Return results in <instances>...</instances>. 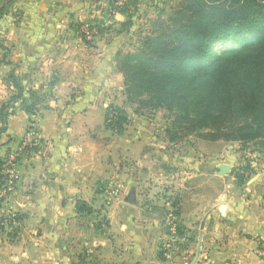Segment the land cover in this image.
Returning <instances> with one entry per match:
<instances>
[{
	"label": "crops",
	"instance_id": "1",
	"mask_svg": "<svg viewBox=\"0 0 264 264\" xmlns=\"http://www.w3.org/2000/svg\"><path fill=\"white\" fill-rule=\"evenodd\" d=\"M88 10L85 0H13L0 17V106L11 95L4 78L13 66L25 93L37 92L45 102L34 122L42 150L29 156L22 153L15 165L19 179L14 192L0 206V214L18 219L0 235V264H80L83 256L84 264H264V155L242 152L236 144H227L222 153L219 143L218 150L206 156L199 147L163 154L159 150L173 144L143 142L150 158L155 151L158 161L181 171L165 173L170 189L181 198L175 224L186 232V237H172L179 245L194 240L195 246L173 248L171 261L156 247L166 238L160 227L162 217L142 209L138 199L146 190L142 177L162 174L160 168L141 175L142 168L135 164L133 172L123 169L115 174L123 178L122 190L135 198L127 206L117 203L122 212L110 215L112 222L118 219L122 224L116 248L104 235L93 233L91 225L92 234L81 236L82 219L88 215L77 212V203L94 210L95 182L106 176L107 143L99 97L104 92L102 79L115 73L119 52L103 51L95 72L84 69L78 75V64L71 75L64 70L65 54H57L58 49L73 47L66 41L70 23L88 15ZM50 79L54 85L42 91L41 85ZM16 107L0 138L1 160L20 145L27 125L34 121V115ZM92 117L97 120L91 122ZM136 156L141 164L143 157ZM245 164L251 172L246 183L237 187L235 174ZM220 166L229 169L221 174Z\"/></svg>",
	"mask_w": 264,
	"mask_h": 264
},
{
	"label": "trees",
	"instance_id": "2",
	"mask_svg": "<svg viewBox=\"0 0 264 264\" xmlns=\"http://www.w3.org/2000/svg\"><path fill=\"white\" fill-rule=\"evenodd\" d=\"M12 3L2 0L0 17ZM116 3L107 0L109 12L125 17L123 27L132 25L129 9L136 0H126L121 8H114ZM146 31L133 50L115 56L125 102L134 114L162 112L170 144L189 137L252 146L264 155V0H168ZM218 45L230 48L217 53ZM4 82L11 95L0 106V138L16 106L34 115L45 103L37 92L25 93L15 66ZM110 109L105 129L118 133L126 115L120 108ZM4 165L0 159V190L8 179ZM250 172L247 164L237 169V187L246 183ZM171 203L175 208L177 198ZM76 210L92 213L83 202ZM11 217L0 216V234L18 220ZM180 230L176 226V236H181Z\"/></svg>",
	"mask_w": 264,
	"mask_h": 264
},
{
	"label": "rangeland",
	"instance_id": "3",
	"mask_svg": "<svg viewBox=\"0 0 264 264\" xmlns=\"http://www.w3.org/2000/svg\"><path fill=\"white\" fill-rule=\"evenodd\" d=\"M85 1L89 5V10L87 11L88 15L86 14L83 17H77L76 20H73L70 23L71 36L67 37L66 41H68L67 43L71 44L73 47H69L65 50L58 49L59 51L57 52V54L64 52L65 58L61 59L64 61L62 66L66 72H70V75L76 70V64H78L79 67L77 73L78 75L80 71H84V69H87L88 71L92 68L93 72H95V69L100 67V64H96V62L100 59L103 51L111 53L114 50H117L122 53H126L133 50L139 39L146 34L149 21L155 18L157 10L162 9L168 0H136V5L131 6L129 9L133 14V18L131 19L132 25L124 27L122 24L126 22L125 17L121 16V19H116L115 17L118 13L114 12V10L109 12L107 0ZM125 2L126 0H117V3L114 4V8H121ZM229 48V45H218L215 50L219 53L226 52ZM74 67L75 70H73ZM113 68L116 74H109L101 81V89L104 90V92L99 99L101 102V108H103L104 112L100 118L104 122L105 115L108 112L110 113L112 110L110 108H120L125 112L126 122L122 124L118 133L106 130L105 122L103 123L105 135H102L105 136L107 143V150L105 152V165L107 166L106 176L99 178L95 182L96 191H98V193L94 196H97V201L92 213L87 214L88 217H84L82 219L83 223L81 224L82 227H80L81 236L84 238L88 234H92V232H98L110 240L111 246L115 244L114 246L116 248V238L118 232H120L119 228L121 223L119 224L118 219L112 222L110 215L122 212L121 207H119V210L116 209L117 203L121 206L129 205L130 203H128L127 200L128 196L132 193H129V191L124 192L122 190L121 185L123 184V178H118L115 174L119 173V171L123 169H125L126 172L128 171V173L133 172V169H136L137 166L135 164H138L137 167L139 169L142 168V170L140 169L141 175H143L144 172L146 173L149 171L153 173L154 170H157L158 168L161 169L163 174H157L155 177H153V174L155 173L151 176H143L141 182L146 184V190L143 189V191L140 192L141 194L138 196L139 204L142 206V209L146 208L158 213L162 217L160 227L162 230L161 232L166 236V238L159 241L161 244L158 243L156 245V247L159 248L161 255L164 254L163 248L165 246H169L171 249L175 247L187 248L190 245L195 246L194 240L187 242L185 239L186 243L183 245H179L178 241H174L172 236L176 235V231L172 232L169 225L171 218H174L175 220L176 218L178 219V205L181 202V198L179 193L178 195H175L174 192L176 191L170 189L165 173H168V175L172 173L178 175L181 171L174 167H169L168 163L164 162V160L161 162L158 161L157 157H155L158 153H155V151H152L155 156L151 155L150 158V155L146 153L148 146L145 147L143 145V142L164 141L166 139L164 136V132L167 127V123L164 118L165 115L162 112L152 114H134L133 108L125 102L123 79L122 76L117 73L115 63ZM52 77L55 79L53 75ZM79 78L80 76L78 79ZM45 85L47 86L45 87ZM53 85L54 81L50 79L45 83L43 82L41 90L44 91L43 88L48 90L49 87ZM37 113L33 116V123L31 122L27 125L24 131V138L19 143L20 145H18L14 150L9 151V155H7L9 158L8 160H5L6 165L13 164V169L16 174L14 188L19 179L15 165L22 153L24 152V156H29L30 154L42 150V144L37 138L34 129V122H37L40 116L38 115L39 113ZM111 115L112 114L110 113L108 116L111 117ZM96 120V117H92L91 122H95ZM165 142L167 141L165 140ZM219 143L222 144L219 148L222 153H224L223 150H226L228 147L227 144H236L223 143L221 141H198L188 137L178 140L175 144H173L172 148H166L159 151L163 154L170 155L179 154L181 151L186 150H197L199 147V150H202L206 156H209L211 153L218 150ZM236 145L240 150H242V152L249 153L250 150L251 152H256V149L252 146L241 147L239 144ZM256 153L261 154L259 151ZM136 154L139 155V157H143L141 164H139ZM159 175H161V177ZM129 180L133 181L132 177ZM177 180H179V178ZM147 190L148 192L145 193ZM13 192L14 190L7 196L6 201ZM125 196H127L126 199H124ZM174 198H177V206L172 208L171 202ZM5 202H3V204ZM4 215L12 218V215L8 213L0 214V216ZM111 222L113 224L112 226L110 225ZM86 230L89 231L87 232ZM180 232L182 236L186 237L184 229L180 230ZM3 247L7 246L3 245ZM193 257L191 258L192 261ZM90 264L92 263L90 262Z\"/></svg>",
	"mask_w": 264,
	"mask_h": 264
},
{
	"label": "built area",
	"instance_id": "4",
	"mask_svg": "<svg viewBox=\"0 0 264 264\" xmlns=\"http://www.w3.org/2000/svg\"><path fill=\"white\" fill-rule=\"evenodd\" d=\"M20 153H21V151H20ZM17 156H18V154H17ZM8 158H7V160H8ZM4 174L7 176L8 179L6 182V187L3 188L2 190H0V199H2L3 202L6 201L7 196L14 190V185L16 182V174H15V171L13 169V164H7L6 165V163H5ZM174 220H175L174 218H171L170 224H169L172 232H175V230H176V224H175ZM171 250L172 249L169 248V246H165L163 248V251H164L163 258L166 261H171V258H172V251ZM260 255H262V254H260Z\"/></svg>",
	"mask_w": 264,
	"mask_h": 264
},
{
	"label": "water",
	"instance_id": "5",
	"mask_svg": "<svg viewBox=\"0 0 264 264\" xmlns=\"http://www.w3.org/2000/svg\"><path fill=\"white\" fill-rule=\"evenodd\" d=\"M228 167L227 166H220L219 167V170H220V173L221 174H225L227 171H228ZM127 202L128 203H130V204H134L135 203V200H134V195H133V193L131 194V195H129L128 196V200H127ZM224 207H221L220 209H219V211H220V213L223 215L224 214Z\"/></svg>",
	"mask_w": 264,
	"mask_h": 264
}]
</instances>
